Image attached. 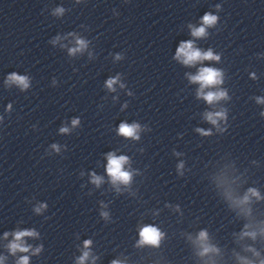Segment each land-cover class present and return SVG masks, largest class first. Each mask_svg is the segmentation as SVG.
<instances>
[{"label": "clouds", "instance_id": "1", "mask_svg": "<svg viewBox=\"0 0 264 264\" xmlns=\"http://www.w3.org/2000/svg\"><path fill=\"white\" fill-rule=\"evenodd\" d=\"M217 10H220V5H217ZM64 9L62 7H58L54 11V15H62ZM219 17L217 15L212 14L211 12H206L200 20V25L195 26L193 24H189L188 27L190 29V34L193 38H206L208 36V29L214 27L218 22ZM69 35H74L70 33ZM60 37H57L56 40H53L52 43H56ZM75 47L69 48V55H75L78 52H82L87 48V41L81 38H76ZM121 57L117 55L116 59H120ZM175 59L178 60L185 66H195L198 63H202L203 61H219L220 56L215 54L211 48L207 51H203L195 45L194 40L181 41L179 47L176 50ZM187 78L190 83L199 84V88L197 90V98L203 99L208 105H215L221 100L228 99L227 91L220 88L219 86L223 83V72L220 69H216L213 67H200L195 75L187 73ZM253 78L254 75H253ZM119 81V76L115 78H109L106 81V87L110 91H115L114 85H116ZM6 86H10L12 84L17 85L21 88V90H26L29 88L30 81L29 77L26 75H19L16 72L10 73L6 80ZM120 87H124L123 84ZM216 89L215 91L210 89ZM257 103H264V99L257 98ZM9 110L11 105L8 106ZM264 115V113H261ZM227 110L220 109L219 111H208L204 113V119L211 123L213 126H216L218 130L224 131V129H219V121L226 120ZM2 119V117H0ZM80 123L78 118L72 119L71 125L72 127L78 126ZM141 127L138 123L128 124L126 122H121L117 129L118 135H121L125 138H131L133 140H139V132ZM60 133L66 134L70 132V128L67 126H63L60 128ZM197 132L202 135H210L211 132L205 131L204 129L197 128ZM52 149L56 152L60 151V146L57 144L51 145ZM107 165H106V173L109 177L110 183L115 187L117 192L121 191L120 186H129L132 181V177L134 175L133 171L127 169L125 166L129 165V157L126 155L117 156L115 152H108L106 154ZM178 170L183 168V163L179 164ZM182 174V173H181ZM90 182L97 187H99L103 182L104 178L102 176L97 175L95 172L90 174ZM224 181L219 180L218 186H223ZM224 198L229 202L230 207L233 209H238L239 214L244 217L251 216V208L249 205L251 204L253 198L256 200L264 199L261 197L259 191L255 188H249L243 196H236L234 194L233 189L230 187H226L223 191ZM103 207H106L104 205ZM46 208L45 204H40L35 207L34 211L36 213L42 212L43 209ZM178 210V206H177ZM101 217L105 220L109 219V213L106 211H102L100 213ZM9 233L5 232L4 237L7 239ZM13 236L12 241L7 245L8 251L15 255L17 252L19 253H28L32 251L33 255H38L42 250V246L32 249L31 245H27L25 243V237H37L39 234L35 230H17L11 233ZM164 233L154 225H144L139 229V240L137 241V246H152L159 247L161 240L163 239ZM264 238V221H259L256 224L246 223L242 231L238 234V240H244L246 238L255 241L257 237ZM189 239L192 241L193 245L197 249V255L200 258H208L206 260V264H217L216 260L213 259L214 256H218L220 254V249L210 242V237L207 230H201L195 238L189 236ZM92 244L91 240H85L83 242V250L82 255L77 258L76 264H86V262L90 259L92 260V264H95L96 257L91 256L90 246ZM245 252L252 253V256L256 257V260L250 259L247 256L241 255L239 253H235V258L238 264H264V258L261 257L259 251H257L252 246H245ZM2 257H0V264L3 262ZM29 256L23 255L21 256L16 264H29ZM111 264H125V262L121 260H113Z\"/></svg>", "mask_w": 264, "mask_h": 264}]
</instances>
